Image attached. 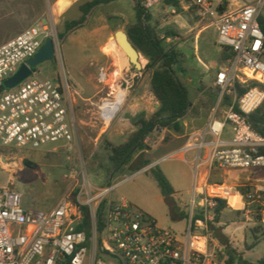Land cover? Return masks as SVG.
I'll list each match as a JSON object with an SVG mask.
<instances>
[{
  "label": "built area",
  "instance_id": "built-area-1",
  "mask_svg": "<svg viewBox=\"0 0 264 264\" xmlns=\"http://www.w3.org/2000/svg\"><path fill=\"white\" fill-rule=\"evenodd\" d=\"M139 1L147 13L165 2ZM189 1L202 19L215 25L217 42L230 58L217 73V105L207 127L199 139L189 140L182 153L199 151L197 169L203 150L213 169H264V134L248 122V117L264 106V32L260 26L264 0H253L235 10L224 9L223 0ZM49 37V27L38 23L1 45L0 85L27 64ZM107 77L103 71L101 83ZM241 88L247 89L242 96ZM113 93L100 108L104 122L110 115L107 103L116 102ZM76 133L66 76L43 79L35 71L17 87L0 94V147L31 151L51 145L56 146L53 149L73 147ZM156 141L151 135L145 144L152 148ZM198 175L185 235L161 228L126 199H109L118 185L100 190L88 184L76 200L65 197L49 212L25 207L22 194L14 187H0V264H110L103 257L121 264H225L227 257L219 260L225 247L210 232L219 202L242 213L246 221L259 218L264 223V184L248 185L241 191L227 182L212 183ZM234 197L240 199L241 208L231 205ZM84 208L89 210L90 227L78 231Z\"/></svg>",
  "mask_w": 264,
  "mask_h": 264
},
{
  "label": "rangeland",
  "instance_id": "rangeland-1",
  "mask_svg": "<svg viewBox=\"0 0 264 264\" xmlns=\"http://www.w3.org/2000/svg\"><path fill=\"white\" fill-rule=\"evenodd\" d=\"M91 1L0 0V46L38 23L49 27V38L54 40L56 56L53 61L37 67L36 72L43 79L67 77L77 129L73 147L53 149L56 146L51 145L39 151L0 147V187H14L22 194L25 207L49 212L65 197L76 200L88 184L100 190L118 185L109 199H126L151 215L161 228L185 235L191 218L194 187L201 171V166L197 169V159H193L192 154L181 157L180 152H176L178 155L175 158H167L156 165L179 192L173 198L177 206L175 215L152 175L154 166L135 171L134 161L120 173H114L108 145L125 143L138 130L142 120H151L155 116L160 103L152 91L151 71L145 70L149 61L143 55L142 63L143 60L145 63L141 71L136 70L130 61L122 70L114 64L112 54L118 47L114 35L120 30L126 32L136 23L135 0H116L95 7L82 27L61 38L65 24L80 19L81 6ZM226 1L227 7L235 10L251 4L253 0H223L222 3ZM186 2L191 4L189 0ZM158 9L154 15L150 12L151 26L163 40L164 47L178 54L176 71L179 73L182 68L185 72L179 77L189 89L192 102L187 116L181 121V133L171 128H158L152 134L154 138L160 134L165 141L162 147L172 149L178 142L175 139L177 136L186 134L187 140L193 142L199 139L208 125L217 105L218 90L201 84L199 91L190 79L196 75L194 69H203L210 60H216V50L221 46L216 41L215 25L202 19L195 7L191 6L187 16L166 5H160ZM193 27L194 30L189 33ZM103 71L108 76L105 83L100 81ZM112 91L114 94H127V99L122 110L111 123H107L101 118L100 108ZM201 91L204 92L200 94ZM150 150L148 147L147 151ZM159 156L154 153L149 155V159L153 162ZM204 156L205 150L201 152L199 163H203ZM26 161L34 168L27 167ZM232 171L234 175L213 171L212 179L227 180L232 185V180L243 173L237 183L241 191H245L248 185L264 184V169ZM76 191L78 194L73 198ZM220 220L216 227L223 234L228 229L226 236L229 238V247L224 246V254L219 255L221 262L228 257V250L235 251L237 256L251 263H258L264 258V223L259 218L246 221L242 213L230 210L223 212ZM256 229L259 233L255 235ZM103 259L110 264H121L108 257Z\"/></svg>",
  "mask_w": 264,
  "mask_h": 264
},
{
  "label": "trees",
  "instance_id": "trees-1",
  "mask_svg": "<svg viewBox=\"0 0 264 264\" xmlns=\"http://www.w3.org/2000/svg\"><path fill=\"white\" fill-rule=\"evenodd\" d=\"M116 0H93L81 6L82 16L80 19L70 21L65 24L63 38L68 32L82 27L87 16L92 9L99 5L110 4ZM136 1V23L131 25L126 31L133 46L149 61L145 70L151 71V87L154 96L160 103V109L151 120H142L139 128L130 135L128 140L118 146L108 145L109 159L112 163L114 173H120L126 166L136 162L135 171H140L150 165V161L144 158V152L148 149L145 144L146 139L151 136L156 129H173L177 133L182 132L181 121L187 116L192 102L189 97V91L185 84L180 80L176 66L179 63V56L174 50H167L164 47L163 40L159 37L156 29L151 26L152 16L147 13L139 0ZM181 0H165V3L181 13L183 11L180 4ZM228 2L223 5L226 9ZM260 26L264 32V15L260 18ZM230 54L224 49L221 60L227 62ZM36 71V70H35ZM247 89H240L239 95L242 96ZM248 122L258 133L264 134V106L257 112L248 117ZM264 152V150H263ZM27 167L34 168L33 164L26 161ZM162 196L170 203L172 213L175 215L176 205L174 204L175 189L171 182L159 166L151 169ZM78 191L74 192L73 198H76ZM226 202H219L215 224L210 225V232L214 239L225 247H229V238L216 227L220 223L222 213L228 209ZM84 221L77 227L78 231L89 230L90 216L88 208H84ZM239 213V212H238ZM184 217V215H181ZM255 235L259 233L258 229ZM255 246V245H254ZM255 248V247H251ZM228 257L225 264H264V258L258 263H251L237 256L235 251H227Z\"/></svg>",
  "mask_w": 264,
  "mask_h": 264
},
{
  "label": "crops",
  "instance_id": "crops-1",
  "mask_svg": "<svg viewBox=\"0 0 264 264\" xmlns=\"http://www.w3.org/2000/svg\"><path fill=\"white\" fill-rule=\"evenodd\" d=\"M70 4H71V1H70ZM180 4H181L182 9H183L182 13L187 16V12H189V10L191 9V6L192 5L191 4H187L186 0H181L180 1ZM161 5L168 6L165 2L162 3ZM158 7H156L152 11V14L153 15H154V13H157L159 11ZM168 7H169V9H173V7H170V6H168ZM183 26H186V25H183ZM194 28L195 27L191 28L188 32L189 33L192 32L194 30ZM217 38H218V33L216 34V41H217ZM223 52H224V49L222 47H219V49L216 50V56H217L216 60H210L208 62V64L205 66V68H203V69H194L196 71V75L194 76V78H191L190 81L195 85V88L197 90L200 91L201 84H204V85H206L208 87L213 86L215 88L214 83H215V79H216L217 73L219 72V70L222 67H224L223 66L224 64L226 65V62H222V60H221V57H222ZM175 68H177V66ZM184 73L185 72L181 68L180 71H179V73H178V76L179 75L184 76ZM180 80H181V78H180ZM188 91H189V89H188ZM203 92L204 91H201L200 94H202ZM189 97H190V100H191V93H190V91H189ZM157 136H158V138H157L155 147H152L150 151H147L146 150L144 152V154H145L144 155V158L150 161V165L148 167H151V166L156 167V165L158 164L159 161H164L167 156H169L170 154L176 153V152H180L181 157H184L187 154H192L193 155V159H198L199 151L196 150V149H192V150L188 151L186 154H183L182 153V149L187 145V143H189V140H187L186 134L177 136L175 138V139H177L178 142L176 143L175 147H172V149H171V147H165V148H163L162 147V144L165 143V141H164L163 137H161L160 134H158ZM169 141H171V140H169ZM169 141H166V142H169ZM154 153L160 154V156H159V158H157V160H154L153 162H151V160L149 159V155H153ZM206 158H207V152L205 151V156L203 157V160H202L203 163L201 164L200 174L203 175L204 177H206L210 182H212V183L227 182V180L226 181H220V180L219 181H215V180H213L212 179V172L213 171H218L216 174H221L222 171H225L227 174H233V173H235L234 171L228 170V169H213V168H211V166L209 165V163L206 161ZM182 159H184V158H182ZM148 167H146V169ZM242 174L243 173H241V175ZM241 175L238 174L237 177L234 180H232V185L233 186H236L237 187V183H238V180H239L238 178L242 177ZM171 184L174 187L175 192H176L174 196H178L179 195L178 190L175 188V185L173 183H171ZM230 210H232V209H226L225 211H230ZM234 212L238 213L237 211H234ZM224 231H225V235L228 234V229H225Z\"/></svg>",
  "mask_w": 264,
  "mask_h": 264
},
{
  "label": "water",
  "instance_id": "water-1",
  "mask_svg": "<svg viewBox=\"0 0 264 264\" xmlns=\"http://www.w3.org/2000/svg\"><path fill=\"white\" fill-rule=\"evenodd\" d=\"M222 11V9H221ZM120 48L126 53L130 63L138 71L143 69L142 54L130 42L127 32L117 31L114 35ZM56 56L55 43L52 38L46 39L38 53L27 63L23 64L15 75L0 85V94L6 90L13 89L19 84L33 76L37 67L54 60Z\"/></svg>",
  "mask_w": 264,
  "mask_h": 264
},
{
  "label": "bare ground",
  "instance_id": "bare-ground-1",
  "mask_svg": "<svg viewBox=\"0 0 264 264\" xmlns=\"http://www.w3.org/2000/svg\"><path fill=\"white\" fill-rule=\"evenodd\" d=\"M118 44V43H117ZM113 58L115 59V65L118 66L119 70H122L124 67L128 66L129 64V58L126 55V53L120 48V46L118 45L117 49L115 50V52L112 54ZM143 63H145V60H143ZM125 69V68H124ZM116 98V102H111V103H107L108 107H109V113L110 115H108L106 122L107 123H111L112 122V118H114V115L118 112H120V110H122L124 103L126 101V95L122 94V93H118V94H114ZM234 175V174H233ZM231 205L233 207H235L236 209H239L242 207V204L240 202V199L238 197H234L231 199L230 201Z\"/></svg>",
  "mask_w": 264,
  "mask_h": 264
}]
</instances>
